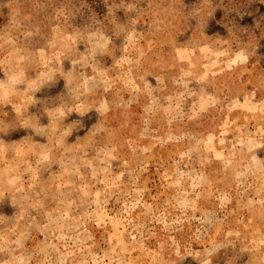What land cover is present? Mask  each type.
Masks as SVG:
<instances>
[{
  "label": "rangeland",
  "instance_id": "1",
  "mask_svg": "<svg viewBox=\"0 0 264 264\" xmlns=\"http://www.w3.org/2000/svg\"><path fill=\"white\" fill-rule=\"evenodd\" d=\"M0 264H264V0H0Z\"/></svg>",
  "mask_w": 264,
  "mask_h": 264
}]
</instances>
